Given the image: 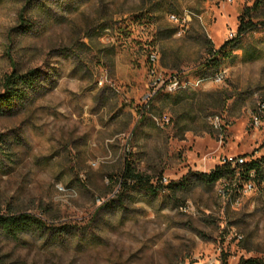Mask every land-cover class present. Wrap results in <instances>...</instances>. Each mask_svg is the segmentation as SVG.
<instances>
[{
	"label": "rangeland",
	"instance_id": "obj_1",
	"mask_svg": "<svg viewBox=\"0 0 264 264\" xmlns=\"http://www.w3.org/2000/svg\"><path fill=\"white\" fill-rule=\"evenodd\" d=\"M258 2V28L214 66ZM0 17V93L14 73L39 76L0 114V215L66 229L0 231V264L264 260V195L230 201L200 180L264 157V0H0ZM126 161L155 193L121 186Z\"/></svg>",
	"mask_w": 264,
	"mask_h": 264
},
{
	"label": "trees",
	"instance_id": "obj_2",
	"mask_svg": "<svg viewBox=\"0 0 264 264\" xmlns=\"http://www.w3.org/2000/svg\"><path fill=\"white\" fill-rule=\"evenodd\" d=\"M259 4V2L255 3L252 8L245 11L244 17L240 20L237 34L233 39L226 41L218 50L211 51L212 58L210 61L214 66H217L219 60L228 59L232 55L233 50L237 47L242 36L258 28V25L252 22L251 13L259 8ZM209 44L211 45L210 42ZM152 55L153 54L149 57L150 71L154 68V62L151 61ZM38 78V74L32 72L23 76L14 73L6 77L4 81V92L0 93V114L7 110L12 111L16 102H24L27 98L24 89L26 87L30 89L33 88ZM179 90L184 89L180 86L176 91ZM159 92L160 90L154 94L153 98H155ZM216 95L219 97L220 93H216ZM181 102H183L182 99L178 97V102L175 104L179 106ZM221 104L223 105L224 103L222 99L219 98L215 105L219 107ZM6 143L4 136L0 135L1 163L8 160L7 154L5 153ZM200 180L202 184L207 186H214L216 183L222 182L224 186L223 193L226 199L230 201L237 199L238 195L242 193L244 185L250 181L254 184V189L259 190V192L264 195V157L248 160L247 163L239 169L231 168V166L228 165H221L212 173L202 175ZM120 184L124 187L133 184L150 194L156 192L150 180L136 173L128 161L124 164L122 181ZM33 230L55 238L54 240L57 238L63 239V232L66 231V229H56L41 218H37L30 214H16L10 210L4 215H0V231L9 239L17 240L22 234L30 233ZM223 264L227 263L224 261ZM239 264H264V260L254 258L242 259Z\"/></svg>",
	"mask_w": 264,
	"mask_h": 264
},
{
	"label": "built area",
	"instance_id": "obj_3",
	"mask_svg": "<svg viewBox=\"0 0 264 264\" xmlns=\"http://www.w3.org/2000/svg\"><path fill=\"white\" fill-rule=\"evenodd\" d=\"M151 61L154 62V64L156 63L157 61V56L156 55H152L151 56ZM153 72V70H152ZM222 76H220L218 78V80H222ZM157 82H160V80H157ZM157 82H156V85H157ZM155 85V86H156ZM166 88H168L169 92H174L175 90H177L179 87H180V83L177 82V81H171V83L169 84H164ZM263 116H264V104L261 106V109L259 110V113L257 114V116L255 117V122L256 124H259L262 120H263ZM248 160H246L244 157H229V158H225L221 161V165H228V166H231V168H234V169H239L240 167H243L246 163H247ZM253 176V175H251ZM223 189L219 192L220 195L224 198L225 195L223 193V190H224V186L222 187ZM254 184L250 181L248 183H246L242 189V193H248V192H253L255 191L254 189ZM238 199V198H237ZM236 200V199H235Z\"/></svg>",
	"mask_w": 264,
	"mask_h": 264
},
{
	"label": "clouds",
	"instance_id": "obj_4",
	"mask_svg": "<svg viewBox=\"0 0 264 264\" xmlns=\"http://www.w3.org/2000/svg\"><path fill=\"white\" fill-rule=\"evenodd\" d=\"M0 19H2V17H0Z\"/></svg>",
	"mask_w": 264,
	"mask_h": 264
}]
</instances>
